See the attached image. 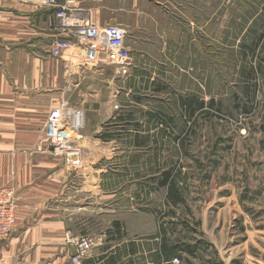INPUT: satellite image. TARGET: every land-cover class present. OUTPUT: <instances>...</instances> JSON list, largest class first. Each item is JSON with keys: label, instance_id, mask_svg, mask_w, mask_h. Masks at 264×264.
I'll use <instances>...</instances> for the list:
<instances>
[{"label": "rangeland", "instance_id": "rangeland-1", "mask_svg": "<svg viewBox=\"0 0 264 264\" xmlns=\"http://www.w3.org/2000/svg\"><path fill=\"white\" fill-rule=\"evenodd\" d=\"M149 12L141 40L123 31L126 75L103 65L88 95L58 93L56 108L83 111L75 142L47 141L81 197L72 235L95 239L81 263L163 264L165 237L179 248L170 264H264V0ZM168 172L178 206L159 185Z\"/></svg>", "mask_w": 264, "mask_h": 264}, {"label": "crops", "instance_id": "crops-1", "mask_svg": "<svg viewBox=\"0 0 264 264\" xmlns=\"http://www.w3.org/2000/svg\"><path fill=\"white\" fill-rule=\"evenodd\" d=\"M81 6L97 25L141 40L149 11L168 20L169 0H81ZM55 26L49 11L0 0V188L12 189L17 206L0 264H72L74 250L65 241L74 233L81 197L67 182L71 173L57 167L43 127L58 93L88 95L105 64L91 56L52 58Z\"/></svg>", "mask_w": 264, "mask_h": 264}, {"label": "built area", "instance_id": "built-area-1", "mask_svg": "<svg viewBox=\"0 0 264 264\" xmlns=\"http://www.w3.org/2000/svg\"><path fill=\"white\" fill-rule=\"evenodd\" d=\"M22 5H35L39 10L52 13L55 19L56 36L51 44L50 55L57 59L62 56L64 48L70 46L76 55L89 54L95 59L103 60L108 66L115 67L117 73L126 75L131 66V49L124 32L115 26H100L93 22L88 10L81 6V0H16ZM83 128V113L69 110L65 106L49 111L43 136L52 143L62 144L76 141ZM66 148V147H65ZM72 156L70 165L78 167L80 160L77 150L69 151ZM16 200L10 188H0V244L8 239L16 225ZM66 244L71 246L74 254L72 264H81L94 247L95 239L88 235L66 236Z\"/></svg>", "mask_w": 264, "mask_h": 264}, {"label": "trees", "instance_id": "trees-1", "mask_svg": "<svg viewBox=\"0 0 264 264\" xmlns=\"http://www.w3.org/2000/svg\"><path fill=\"white\" fill-rule=\"evenodd\" d=\"M191 114V112L189 110ZM176 180L171 176V173H165L163 176L162 181L159 183L160 186H166L167 187V201L171 203L173 206H178L180 203H182L183 197L181 193L178 191ZM114 226L116 228H119V224L115 223ZM165 238V237H164ZM161 237V246L159 248V257L163 261V264H170L171 258L177 254L178 247H169L167 245V241ZM134 251V250H133ZM185 252L193 255L195 252V249L192 247H186ZM112 258H110L111 260ZM101 260V259H100ZM90 262L84 261L83 264H89ZM114 261L111 262L113 264Z\"/></svg>", "mask_w": 264, "mask_h": 264}]
</instances>
